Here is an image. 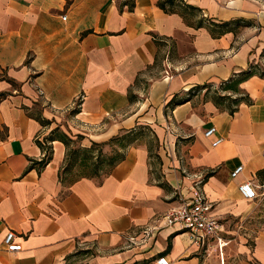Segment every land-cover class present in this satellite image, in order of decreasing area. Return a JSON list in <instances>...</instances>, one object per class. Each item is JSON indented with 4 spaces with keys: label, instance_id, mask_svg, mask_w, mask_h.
Listing matches in <instances>:
<instances>
[{
    "label": "crops",
    "instance_id": "1",
    "mask_svg": "<svg viewBox=\"0 0 264 264\" xmlns=\"http://www.w3.org/2000/svg\"><path fill=\"white\" fill-rule=\"evenodd\" d=\"M124 1L0 0V264H264V198L238 192L264 183V78L239 84L250 103L232 115L208 91L264 69V0H182L210 22L249 23L218 38L160 0ZM58 127L82 147L146 134L108 176L62 182L66 146L48 141ZM197 192L221 244L161 219ZM10 230L22 250H7Z\"/></svg>",
    "mask_w": 264,
    "mask_h": 264
},
{
    "label": "trees",
    "instance_id": "2",
    "mask_svg": "<svg viewBox=\"0 0 264 264\" xmlns=\"http://www.w3.org/2000/svg\"><path fill=\"white\" fill-rule=\"evenodd\" d=\"M123 4L127 5L128 10H132L134 7V0H126L124 1ZM157 5L165 13L179 14L183 18L184 22L188 25L195 26L197 28L206 26L211 36L215 38H218L221 35L227 32H230V30H236L239 27L249 25L247 21L242 20V19H236V20H232L228 22H221V23L210 22L200 14V10L198 8L185 4L182 0H160ZM263 55H264V49L262 52V56ZM254 75L264 78V69L260 67L258 64H250L246 70L241 71L237 74H234L228 80L220 83L219 90L221 91V94L218 93L217 95L216 94L217 92H216L213 96H210L211 100L217 107L226 108L228 112L232 115L237 110L238 106L241 103H246V104L250 103V100L247 97V95L242 93L240 89L238 88V86L241 82L247 80L248 78ZM201 89H203V87L201 86L192 88L187 93L188 97L178 98L177 96H174L168 102L167 107L172 108L174 106L182 104L183 102L188 101L189 96L192 95V92H198ZM226 92L233 93L235 95V98L231 97V95H227V94L224 95V93ZM205 97H208L207 92L205 93ZM131 100L132 98L130 97V101ZM42 122L46 123L45 121H42ZM145 134H146V128L144 129L141 128L138 130H132V131L120 133L118 136L110 139L106 143H92L90 147H80L82 148V150L80 148L75 149L72 153V158L75 159V161L78 159V154L81 151H83L87 155L94 156L93 155L94 151L99 150L100 161L94 164L96 172H94V174H91V175H83L80 178H85V177L86 178H100L102 174L101 175L98 174L99 170L103 172L104 177L108 176L111 170L124 159L126 149L130 145L134 144V142L138 140V138L144 136ZM48 141L50 143L54 141H60L67 148L71 145V143L74 142L72 138H70L66 133H64L63 131L59 129H55L51 132V134L48 136ZM104 147H112L116 149V151H113L114 153L112 156H108V160L106 161L107 163L106 167L103 166L105 158H106L104 153L102 152ZM46 151H47V154L44 160L42 161V164H46L49 161H51L52 156H53L52 146H49ZM87 158L90 159L91 157H87ZM82 163L84 165H88L87 160H84V162ZM62 175L63 174L59 176L61 181L66 182L65 181L66 179H64ZM80 178H77L76 180Z\"/></svg>",
    "mask_w": 264,
    "mask_h": 264
},
{
    "label": "built area",
    "instance_id": "3",
    "mask_svg": "<svg viewBox=\"0 0 264 264\" xmlns=\"http://www.w3.org/2000/svg\"><path fill=\"white\" fill-rule=\"evenodd\" d=\"M66 19V17H63ZM216 134V128L210 127L204 131V137L210 138ZM221 139L217 138L212 146L220 144ZM264 160V149L261 152ZM242 166L236 167L231 177H235L242 171ZM264 183L256 186L251 182H243L238 185V192L245 200H255L259 197L264 198ZM210 205L206 202L204 196L197 192L188 201L177 207L169 209L163 216L162 221L165 226L178 225L179 229H183L188 233L190 240L196 244H202L208 238H215L221 244V227L219 223L210 215ZM147 234V232H145ZM18 234L14 230H10L5 238L4 244L9 252L22 250L23 245L18 240ZM157 264H170L166 255H160L156 259Z\"/></svg>",
    "mask_w": 264,
    "mask_h": 264
},
{
    "label": "rangeland",
    "instance_id": "4",
    "mask_svg": "<svg viewBox=\"0 0 264 264\" xmlns=\"http://www.w3.org/2000/svg\"><path fill=\"white\" fill-rule=\"evenodd\" d=\"M208 91L210 92V94H209L210 96H213L216 92H217L216 93L217 95H218V93L221 94V91L219 90V85L209 87ZM224 95H225V93H224ZM55 129H59L62 131V129L59 127L55 128ZM73 140H74V142L71 143V145L68 148L66 147V149H67L66 160H65V163L63 165V169L61 170V173H60V175L63 174L62 177H64V179H66L65 180L66 182H72V181L76 180L77 178H80L83 175L94 174V172H96L94 164L96 162L100 161L99 150L94 151V154H93L94 156L87 155L83 151H81L78 154V159L75 161V159L72 158V153L75 149L80 148L82 146H80V144H79V140H80L79 137L76 139L74 138ZM80 149L82 150V148H80ZM113 151H116V149H114L112 147H104L103 148L102 152L104 153V155L106 157L103 166H105V167L107 166L106 161L108 160V156L113 155V153H114ZM87 157H91V158L88 159ZM84 160H87L88 165H84L82 163V162H84ZM65 171H66V173H65ZM98 174L99 175L102 174L100 176V178H98V179L104 178L103 172L101 170H99Z\"/></svg>",
    "mask_w": 264,
    "mask_h": 264
}]
</instances>
